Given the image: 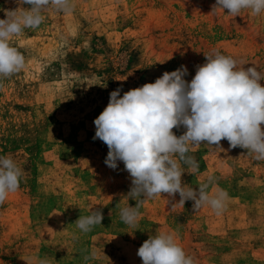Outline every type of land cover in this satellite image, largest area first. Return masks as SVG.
Returning a JSON list of instances; mask_svg holds the SVG:
<instances>
[{
  "label": "rangeland",
  "instance_id": "obj_1",
  "mask_svg": "<svg viewBox=\"0 0 264 264\" xmlns=\"http://www.w3.org/2000/svg\"><path fill=\"white\" fill-rule=\"evenodd\" d=\"M215 2L73 0L71 13L49 9L38 29L13 38L27 66L0 81V156L11 155L24 176L0 205V264L44 257L51 264H142L137 250L158 231L175 232L195 264H264V161L229 149L227 140L223 150L196 146L190 155L200 171L185 167L182 181L196 188L214 176L230 196L223 214L194 212L192 201L172 207L162 194L145 200L138 223L128 226L119 211L136 204L126 196L131 178L123 162L109 168L107 145L93 140L112 91L122 88L123 96L181 65L190 82L212 48L264 70V14H210ZM16 7L0 0V19ZM94 208L102 210L101 224L81 233L75 221ZM92 250L96 257L86 261Z\"/></svg>",
  "mask_w": 264,
  "mask_h": 264
},
{
  "label": "clouds",
  "instance_id": "obj_2",
  "mask_svg": "<svg viewBox=\"0 0 264 264\" xmlns=\"http://www.w3.org/2000/svg\"><path fill=\"white\" fill-rule=\"evenodd\" d=\"M16 3L18 7L5 10V18L0 19V81L19 74L27 66L13 38L21 36L25 29H38L49 9L62 14L75 9L73 0ZM218 10H227V15L233 17L246 10L260 16L264 14V0H216L210 14ZM204 56L205 62L196 66L190 82L185 79L187 67L181 65L172 72L165 71L155 82L124 92L123 96L122 88H117L94 120L93 140L99 139L108 147L105 164L116 170L118 162H123L131 178L126 196L136 204L120 209V220L125 225L135 226L145 200L162 194H167L172 207L192 201L194 212L207 207L217 216L223 214L230 196L216 185L214 176H208L196 188L182 181L185 167L190 174L200 171L198 161L190 155L196 146L222 149L220 142L227 140L229 149H245L254 160L264 161V86L260 83L264 81V70L254 63L245 68L248 61L215 48ZM181 127L185 131L177 136L173 129ZM23 176L24 170L11 155L0 156V205L19 191ZM176 194L180 199L173 203ZM102 220V210L94 208L89 215H81L75 225L87 234ZM96 255L92 250L84 259L92 260ZM137 256L142 264H195L172 231L149 235L138 248ZM37 264L51 261L38 258Z\"/></svg>",
  "mask_w": 264,
  "mask_h": 264
}]
</instances>
